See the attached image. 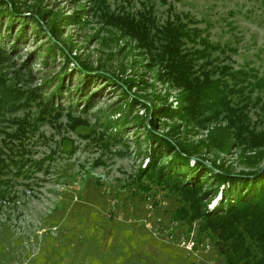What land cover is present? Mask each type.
<instances>
[{
  "label": "rangeland",
  "instance_id": "rangeland-1",
  "mask_svg": "<svg viewBox=\"0 0 264 264\" xmlns=\"http://www.w3.org/2000/svg\"><path fill=\"white\" fill-rule=\"evenodd\" d=\"M165 1L172 4L175 13L187 14L199 22V28H206L212 43L235 49L236 53L231 55L234 69L249 66L264 78V0ZM16 2L21 4L22 17L29 22L37 17L39 8L66 16L80 5H85L86 9L91 6L85 0ZM107 2L116 13L135 15L143 8V0ZM151 4L159 24H163L168 6L160 0H152ZM46 19L42 20L44 24ZM87 20L83 27L61 26L63 38H71L76 45L71 57L75 55L96 68V72L88 75L82 97L79 91H73L79 83L77 75L73 74L65 79L62 89L69 95L59 93L54 100V108L59 105L64 109L57 121L50 119L52 114H43L34 102L0 117V172L10 171L0 174L2 179L10 181L8 195L0 201V264H223V254L207 236L198 233L197 223L190 225L172 219L181 205L178 196L160 190L146 178L141 182L150 190L140 189L135 176L147 164L148 153L141 125L129 123L119 134L129 145L128 149L121 143H110L106 149L104 143H100L99 134L103 129L97 116L99 111L109 113L115 108L114 103L123 102L121 80L145 82H138V87L130 89L128 97L135 95L137 102L129 119L145 115L141 104L149 103L140 96H148L157 103L155 95L164 96L168 87L155 77L158 68L138 55L133 47L135 42L128 39L116 42L114 36L118 37V32L104 26L93 12ZM28 26L27 39L18 46L4 69L10 82L22 90L42 87L43 79L61 71L65 64L62 56L55 53V57H49L43 65L45 55L39 47L45 37H35ZM4 27L3 23V31ZM99 63L102 67L97 69ZM119 65H122V74ZM73 66L68 64V68ZM15 70H19L18 78L12 76ZM28 70L33 79L27 75ZM169 93L168 103L174 107L176 91ZM84 95H90L88 105L83 101ZM255 96L264 101L262 94ZM68 111L73 117L85 120L87 126L71 131ZM249 115L255 131L264 132L263 112L254 108ZM41 116L45 121L39 119ZM17 119L31 125L24 140L18 131ZM156 128L165 132L159 122ZM211 128L213 125L197 129L194 140L205 139ZM15 148H21L18 151H24L25 158L38 162L21 171L20 176L10 163V158L14 161L19 158ZM206 154L208 162L214 159L212 153ZM219 159H224L234 171L244 170L235 150L228 155L219 154ZM191 162L194 159L190 160V165ZM24 174L29 177H21ZM219 199L218 194L209 208ZM188 242L193 243L191 250L186 249Z\"/></svg>",
  "mask_w": 264,
  "mask_h": 264
},
{
  "label": "trees",
  "instance_id": "trees-1",
  "mask_svg": "<svg viewBox=\"0 0 264 264\" xmlns=\"http://www.w3.org/2000/svg\"><path fill=\"white\" fill-rule=\"evenodd\" d=\"M151 1L143 0V8L133 15L111 11L107 0H85L91 3L89 9L80 5L72 14L64 16L39 8L37 17L29 22L22 17L21 4L16 0H0V117L34 102L43 114H52L50 119L57 121L64 109L59 105L54 108V100L59 93L69 95L62 89L65 79H70L73 74L79 79L73 91H79V97H82L88 75L96 72V68L75 55L71 57L76 45L71 38H63L61 26L83 27L93 12L104 26L118 32V37L114 36L116 42L119 39L135 42L133 47L138 50V55L158 68L155 77L168 87L164 96L155 95L157 103L148 96H140L149 103L141 104L145 115H134L129 119L137 102L135 95L128 97L130 89L143 81L121 80L124 89L120 99L123 102L120 105L114 103L115 108L109 113L99 111L97 116L103 129L99 134L100 143H104L106 149L110 143H121L128 149L129 145L119 134L129 123L141 125L148 153L145 156L147 164L135 176L140 189L150 190L141 182L146 178L160 190L178 196L181 205L172 219L190 225L197 223L198 233L207 236L223 254V264H264V132L255 131L249 115L254 108L264 114V101L255 96L259 93L264 98V78L249 66L234 69L231 55L236 50L212 43L206 28H199V22L187 14L175 13L172 4L165 0L160 1L168 6L167 19L159 24ZM43 19L47 20L46 24ZM28 25L35 37H45L39 47L45 55L43 65L49 57L54 58L55 53L62 56L65 64L61 71L43 79L42 87L22 90L10 82L4 69L18 46L27 39ZM70 63L74 65L72 68H68ZM100 67L99 63L97 69ZM119 72L123 73L122 65H119ZM27 75L33 79L29 70ZM12 76L18 78L19 70L13 71ZM170 90L176 91L174 107L168 103ZM84 96L83 101L88 105L90 95ZM116 114L118 116L114 118ZM42 116L39 119L45 121ZM66 116L71 131L87 126L85 120L73 117L70 111ZM157 122L165 132L157 130ZM16 123L24 140L31 125L19 119ZM210 125L213 128L208 130L206 138L195 141L197 129H208ZM135 142L138 146V141ZM18 149L15 148L18 160L10 158V163L20 176L21 171L38 162L25 158L24 151ZM232 150L237 151L238 163L244 170L234 171L224 159H219V154L228 155ZM136 151L141 152L140 149ZM206 153H212L214 159L208 162ZM191 159L194 162L190 165ZM9 172L1 170L0 174ZM21 177L27 179L29 176ZM9 184V180L0 177V201L7 197ZM218 194L219 201L209 208L211 200Z\"/></svg>",
  "mask_w": 264,
  "mask_h": 264
},
{
  "label": "built area",
  "instance_id": "built-area-1",
  "mask_svg": "<svg viewBox=\"0 0 264 264\" xmlns=\"http://www.w3.org/2000/svg\"><path fill=\"white\" fill-rule=\"evenodd\" d=\"M188 244V245H187ZM186 245H187V247H186V249L187 250H191L192 249V247H193V243L192 242H188Z\"/></svg>",
  "mask_w": 264,
  "mask_h": 264
}]
</instances>
